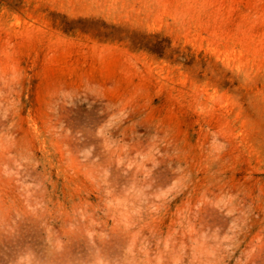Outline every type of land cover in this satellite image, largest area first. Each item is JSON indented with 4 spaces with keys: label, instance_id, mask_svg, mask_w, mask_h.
Listing matches in <instances>:
<instances>
[{
    "label": "rangeland",
    "instance_id": "1",
    "mask_svg": "<svg viewBox=\"0 0 264 264\" xmlns=\"http://www.w3.org/2000/svg\"><path fill=\"white\" fill-rule=\"evenodd\" d=\"M0 264H264V0H0Z\"/></svg>",
    "mask_w": 264,
    "mask_h": 264
},
{
    "label": "bare ground",
    "instance_id": "2",
    "mask_svg": "<svg viewBox=\"0 0 264 264\" xmlns=\"http://www.w3.org/2000/svg\"><path fill=\"white\" fill-rule=\"evenodd\" d=\"M133 183V182H132Z\"/></svg>",
    "mask_w": 264,
    "mask_h": 264
}]
</instances>
